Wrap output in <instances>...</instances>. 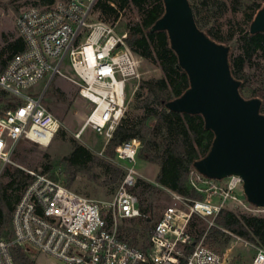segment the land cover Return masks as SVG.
Returning <instances> with one entry per match:
<instances>
[{"label":"built area","instance_id":"2783aa9c","mask_svg":"<svg viewBox=\"0 0 264 264\" xmlns=\"http://www.w3.org/2000/svg\"><path fill=\"white\" fill-rule=\"evenodd\" d=\"M96 1L53 0L19 13L16 26L24 48L0 71V89L15 99L0 110V173L21 140L47 146L61 125L43 103L44 91L36 96L24 92L46 73L50 80L60 75L75 83L80 96L91 103L77 138L90 127L104 136L106 145L124 118L143 78L142 58L128 44L129 27L118 29L119 18H92ZM65 60L75 77L62 72ZM141 147L139 137L114 147L113 161L123 175L108 201L88 198L44 172L28 170L30 179L11 214L12 236L0 238V264H15V246L64 264H225L224 256L204 243V235L197 241L189 227L199 218L208 221L209 228L222 229L215 218L229 202L254 214L264 211L235 193L238 187L243 191L239 175H229L222 183L193 167L189 182L201 198L166 188L172 201L150 226L148 244H133L120 234L119 221L144 216L135 191L142 180L135 168ZM251 264H264L262 246H255Z\"/></svg>","mask_w":264,"mask_h":264},{"label":"trees","instance_id":"16d2710c","mask_svg":"<svg viewBox=\"0 0 264 264\" xmlns=\"http://www.w3.org/2000/svg\"><path fill=\"white\" fill-rule=\"evenodd\" d=\"M53 0H40V3L48 4ZM239 0H236V3ZM131 3L140 14V19L129 27L127 39L131 49L141 58L157 63L163 75L159 78H142L138 90L134 95L133 108L141 109L139 118L129 120L125 117L115 128L113 135L107 143V153L113 154L114 147L124 140L139 137L142 141L138 155L143 160L157 164L159 171L155 182L157 185L173 190L185 197L199 199L202 195L197 192L189 182V172L196 160L204 157L211 147L214 137L213 132L204 126L203 117L200 114H189L169 110L166 103L180 96L189 86L186 72L178 65L175 52L170 47L169 38L165 30L151 31L154 22L163 14L164 4L162 0H97L94 10L98 17L105 21L113 22L120 16L121 10ZM223 4V3H222ZM238 4V3H237ZM191 5V4H190ZM224 5V4H223ZM251 13H247V20L252 21L254 15L263 4L250 2L246 4ZM197 26L216 42L222 39L211 28H208L199 18L198 11L191 5ZM241 54L233 56L229 52L228 60L230 70L234 78L240 81L239 91L242 94L243 66L245 61L257 53L264 56V32L251 33L245 29L239 37ZM11 54L24 48V42L19 36L9 44ZM7 60L0 61L2 71ZM9 94L0 89V102ZM261 96L252 90L250 97ZM259 98V97H258ZM10 101V100H9ZM8 102L7 105H10ZM261 108V107H260ZM153 120L151 123L150 121ZM64 159L70 161L73 167L81 168L85 161L92 159L91 152L82 144L74 146L72 152ZM110 178L123 175L121 167L101 160ZM9 180L0 183V238L12 236L11 214L21 191L30 179V175L21 168L8 171ZM146 190L156 188L155 185L140 180ZM17 191L15 198L12 192ZM143 217L138 222L144 223L141 233L133 228H124L119 225L120 234L131 243L145 247L148 244V231L150 228L151 207L142 208ZM134 221V218L128 219ZM218 227H210L206 239L211 244L219 243L221 238L227 240V232L234 233L244 239L252 241L264 248V216L251 214H236L231 210L222 209L215 218ZM195 222L190 224V231L195 227ZM196 240H200L205 228H196ZM224 229V230H223ZM142 238L143 242L139 243ZM15 264H34L29 253L24 248L15 246L12 249Z\"/></svg>","mask_w":264,"mask_h":264},{"label":"rangeland","instance_id":"374dc122","mask_svg":"<svg viewBox=\"0 0 264 264\" xmlns=\"http://www.w3.org/2000/svg\"><path fill=\"white\" fill-rule=\"evenodd\" d=\"M253 1L264 4V0H239L238 4L236 0H189L190 4L198 11L202 22H205L208 28H211L217 36L221 37V43L229 47V52L233 56L241 54L238 39L243 31L249 28L250 22L247 20V13H251L252 10L246 4ZM41 4L43 3H40V0H0V61L8 59L11 54L9 44L19 37L16 26L19 13L30 6ZM96 16H98V12L94 11L92 18ZM139 19L140 14L137 9L129 3L120 12L118 29L133 25ZM61 70L66 76L75 77L66 60L62 64ZM141 71L144 79L159 78L163 75L157 63L144 58L141 61ZM49 80L50 74L46 73L39 82L24 92L36 96L44 91L43 103L59 119L61 125L47 146L29 140H21L12 155L11 163L6 165L0 173V183H6L9 180L8 171L11 172L18 167L26 173L28 170L44 172L52 178L60 180L76 193L88 198L102 201L111 200L120 180V175L114 179L110 178L109 173L100 162L106 160L117 165L113 161L114 153H107L108 144L105 145L104 136L90 127H86L82 131L80 138L75 136L91 107V103L80 96L77 85L68 79L55 75ZM241 81L243 82L242 96L245 98L257 97H250L252 90L261 94L258 96L262 101L260 112L264 114V56L261 53H257L250 60L245 61ZM134 98L133 96L130 100L124 116L129 120L139 118L142 115L141 109L133 108ZM13 100L15 99L9 95L4 97L0 102V110L8 106V102ZM150 122L152 123L153 120ZM77 144L84 145L92 154V159L85 161L81 168L73 167L70 161L64 159ZM135 168L141 174L143 181L156 186V188L146 190L141 183L135 189L141 207H151L148 212L151 218V226L163 209L171 203V196L165 187L159 186L155 182L159 171L157 164L143 160L138 155ZM227 179L228 177H224L220 181L225 183ZM235 193L246 200L240 187L236 189ZM16 194H18L17 191L12 192L13 198ZM226 209L236 214H254L233 202H229ZM254 215L264 216V211ZM138 219L135 217L134 221L121 220L118 226L131 227L136 232L141 233L144 223L138 222ZM192 222H195L196 225L191 230L192 234L196 236V228L204 227V243L224 256L225 264H251L255 254V246L258 244L231 232H227V240L221 238L219 243L211 244L205 237L210 229L209 222L199 218H195ZM2 238L10 239L11 236L6 235ZM141 242H143L142 238L139 239V243ZM29 256L34 264H64L63 261L42 252H31Z\"/></svg>","mask_w":264,"mask_h":264},{"label":"water","instance_id":"95a60500","mask_svg":"<svg viewBox=\"0 0 264 264\" xmlns=\"http://www.w3.org/2000/svg\"><path fill=\"white\" fill-rule=\"evenodd\" d=\"M163 14L151 31L165 30L178 65L189 86L166 107L176 112L200 114L213 134L207 154L193 167L206 177L239 175L247 201L264 207V114L261 99L245 98L233 77L229 47L216 42L196 24L189 0H162ZM251 33L264 32V4L249 24Z\"/></svg>","mask_w":264,"mask_h":264}]
</instances>
